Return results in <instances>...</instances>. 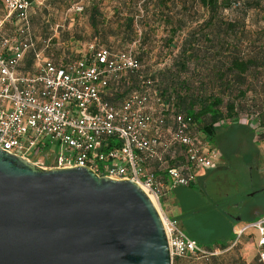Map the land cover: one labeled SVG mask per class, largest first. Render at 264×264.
Wrapping results in <instances>:
<instances>
[{
	"label": "built area",
	"instance_id": "built-area-1",
	"mask_svg": "<svg viewBox=\"0 0 264 264\" xmlns=\"http://www.w3.org/2000/svg\"><path fill=\"white\" fill-rule=\"evenodd\" d=\"M42 1L0 0L4 19H14V32L0 33V147L28 159L48 150L49 166L84 165L99 175L132 179L155 204L172 259L207 260L255 228L257 258L264 264V213L235 224L236 237L227 246L209 247L186 234L180 217L158 208L173 188L195 183L221 153L200 122L175 104L177 97L163 92L159 78L144 73L132 47L136 40L125 48L92 44L83 56L57 58L45 52L50 38L40 46L31 27L30 7ZM83 7L75 1L76 10ZM28 51L31 67H19ZM258 113L238 112L237 120L250 119L258 135ZM230 122L222 116L213 124Z\"/></svg>",
	"mask_w": 264,
	"mask_h": 264
},
{
	"label": "water",
	"instance_id": "water-1",
	"mask_svg": "<svg viewBox=\"0 0 264 264\" xmlns=\"http://www.w3.org/2000/svg\"><path fill=\"white\" fill-rule=\"evenodd\" d=\"M0 264H172L160 214L132 179L42 166L0 147Z\"/></svg>",
	"mask_w": 264,
	"mask_h": 264
},
{
	"label": "rangeland",
	"instance_id": "rangeland-1",
	"mask_svg": "<svg viewBox=\"0 0 264 264\" xmlns=\"http://www.w3.org/2000/svg\"><path fill=\"white\" fill-rule=\"evenodd\" d=\"M75 1L44 0L31 5V27L38 44L41 46L44 39L50 38L46 53H53L57 58L77 57L86 54L92 44L103 42L125 47L135 39L132 47L139 52L143 50V59L149 64L147 69L158 66L156 54L165 31L158 20L152 22L150 19L159 16L153 13L155 0H82V10L74 8ZM92 2L99 4L106 18L103 34L95 32L90 23L89 7ZM181 2L167 0L166 4L176 8L182 5ZM131 13L134 14L137 35L129 40L125 30H117V25L120 19ZM173 14L181 16L175 11ZM140 18L143 20L140 21ZM148 19L152 22L150 24L154 23L152 36L141 40L142 30H150V25L145 24ZM13 20L4 19V8L0 5V33L14 32ZM260 22L264 24V19L261 18ZM260 94L258 98L264 101V94ZM216 127V145L221 153L219 161L212 168L199 172L195 183L178 185L169 193L180 207L179 217L184 231L204 246L224 243L233 235L234 216L242 212V207L236 208L235 202H264V136L259 138L256 135L258 129L253 128L248 118ZM54 143L57 144V141ZM47 151L31 153L30 160L49 167L51 156ZM248 156L250 159L245 160ZM161 202L158 208L163 213L176 216L169 206L166 207L163 199ZM253 254L236 244L213 257L210 264H260ZM179 261L181 264H200L188 257ZM172 264L178 263L173 259Z\"/></svg>",
	"mask_w": 264,
	"mask_h": 264
},
{
	"label": "trees",
	"instance_id": "trees-1",
	"mask_svg": "<svg viewBox=\"0 0 264 264\" xmlns=\"http://www.w3.org/2000/svg\"><path fill=\"white\" fill-rule=\"evenodd\" d=\"M181 1L180 7L173 8L167 6V0H155L153 13L159 16L150 19L152 22L158 20L165 31L164 36L161 35L156 56L159 62L165 61L159 68L147 69L149 64L143 59V50H136L144 73L158 77L157 82L163 92L173 93L177 97L175 104L191 113L215 144L217 127L213 122L227 116L233 119L232 123H236L238 112H247L251 108L259 111L256 125L262 128L258 134L262 138L264 101L258 95L264 94V24L260 22L261 18L264 19V0H240V4L235 5L234 0ZM174 11L181 16L176 17ZM258 13L261 14L260 18ZM141 18L140 21L143 20ZM89 20L94 31L103 34L106 18L96 2L89 7ZM152 22L149 19L145 21L147 26L150 25V30H142L141 40L152 36ZM117 30H125L126 37L132 40L137 35L134 14L120 19ZM99 45L127 47L103 42L95 44L96 47ZM21 61L24 65H31L33 53L26 52ZM133 80L136 81L135 78ZM176 90L182 92L176 95ZM231 130L234 132L233 128ZM249 157L245 160H249ZM214 245L227 246L224 242L209 247ZM216 255H211L207 260L185 257L195 259L200 264H210ZM185 257L174 256L173 259L181 264L180 258Z\"/></svg>",
	"mask_w": 264,
	"mask_h": 264
},
{
	"label": "crops",
	"instance_id": "crops-1",
	"mask_svg": "<svg viewBox=\"0 0 264 264\" xmlns=\"http://www.w3.org/2000/svg\"><path fill=\"white\" fill-rule=\"evenodd\" d=\"M260 15L261 14L258 13V17L259 18L261 17ZM21 62H22V64H20L21 65L20 67H22V68H30L31 65H32V64L31 65L30 64H28V65L25 64L24 65V62L23 61H21ZM163 200H164V203L166 204V207L169 206V209L172 212H175L176 216L179 217L180 207L177 205V203L175 201L176 200L175 197H172L171 195H169V196L164 197ZM235 203H237L235 205L236 208L240 209L242 207V209H241L242 212L241 213H236V215L234 216V223H233V227H232L233 235L231 237H229L225 241V243L227 245L230 244L234 240V238L236 237V233L234 231L235 224L240 223V222L241 223L242 222H247V221H249V220H251L253 218L258 217L262 213H264V202H261V204L258 201L248 202V203H245V204H243L242 202H235ZM257 237H258L257 230L255 228H249L245 232V234H243L239 238V240H238V242L236 244L237 245H241V247L243 246V249H245L247 252H253L254 253L253 255H255L256 258H257V244H256ZM257 261H258V258H257ZM259 263L261 264V262H259Z\"/></svg>",
	"mask_w": 264,
	"mask_h": 264
}]
</instances>
